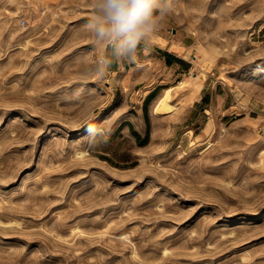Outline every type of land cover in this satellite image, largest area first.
<instances>
[{"label":"rangeland","instance_id":"rangeland-1","mask_svg":"<svg viewBox=\"0 0 264 264\" xmlns=\"http://www.w3.org/2000/svg\"><path fill=\"white\" fill-rule=\"evenodd\" d=\"M97 4L0 0V264H264V0Z\"/></svg>","mask_w":264,"mask_h":264},{"label":"clouds","instance_id":"clouds-1","mask_svg":"<svg viewBox=\"0 0 264 264\" xmlns=\"http://www.w3.org/2000/svg\"><path fill=\"white\" fill-rule=\"evenodd\" d=\"M156 0H98L100 15L89 26L100 41L116 43L122 54L132 53L141 38L152 29Z\"/></svg>","mask_w":264,"mask_h":264},{"label":"crops","instance_id":"crops-1","mask_svg":"<svg viewBox=\"0 0 264 264\" xmlns=\"http://www.w3.org/2000/svg\"><path fill=\"white\" fill-rule=\"evenodd\" d=\"M156 47L158 50L157 52L159 55H161L164 64L171 69L183 72L189 71L191 69V61L185 57H181L169 49H166L165 46L156 45Z\"/></svg>","mask_w":264,"mask_h":264},{"label":"bare ground","instance_id":"bare-ground-1","mask_svg":"<svg viewBox=\"0 0 264 264\" xmlns=\"http://www.w3.org/2000/svg\"><path fill=\"white\" fill-rule=\"evenodd\" d=\"M156 41H157L160 45L163 44V40H162L161 38H157ZM173 50H174V48H173ZM170 89H171V88H166V89L164 90V92H166V91L169 92ZM197 91H198V90H197ZM167 92H166V93H167ZM163 97H165V96H163ZM163 97H162V98H163ZM96 123H97V122L95 121V123H93V125H96ZM94 127H95V126H94Z\"/></svg>","mask_w":264,"mask_h":264}]
</instances>
